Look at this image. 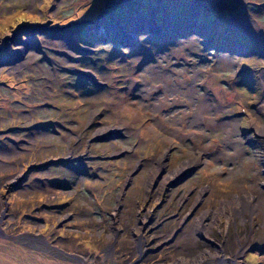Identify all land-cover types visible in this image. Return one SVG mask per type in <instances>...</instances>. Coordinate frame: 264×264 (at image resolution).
Wrapping results in <instances>:
<instances>
[{
    "label": "rangeland",
    "instance_id": "rangeland-1",
    "mask_svg": "<svg viewBox=\"0 0 264 264\" xmlns=\"http://www.w3.org/2000/svg\"><path fill=\"white\" fill-rule=\"evenodd\" d=\"M263 130L264 0H0V264H169L117 231L124 177L167 157L264 196Z\"/></svg>",
    "mask_w": 264,
    "mask_h": 264
},
{
    "label": "flooded vegetation",
    "instance_id": "flooded-vegetation-1",
    "mask_svg": "<svg viewBox=\"0 0 264 264\" xmlns=\"http://www.w3.org/2000/svg\"><path fill=\"white\" fill-rule=\"evenodd\" d=\"M78 73L84 76V73ZM37 124L42 123H34ZM7 127L10 133L24 128ZM93 137L92 134L90 138ZM3 138L7 139V136L0 138V147L5 145L1 144ZM119 139H112L111 143L116 144ZM124 154H120L119 158L124 159ZM96 160L103 161V157ZM159 160L162 157L149 160L150 164L141 158L137 160L130 181L116 196L121 211V220L115 223L119 224L117 231L121 235L126 230L134 233L136 251L142 258L146 260L155 250L170 256L174 248L176 252L168 259L169 264H239L237 262L241 258L240 264H244L248 255H255L258 250L264 249V245L255 243L254 237L247 233L256 225L264 238V196L259 189L253 188L255 182L249 174L244 180L231 176L220 181L216 179L209 185L203 182L202 176H208L207 169L199 175L198 168L186 174L185 161L180 163L184 167L180 164L176 166L180 171L171 177L167 173L176 168L168 169V158L165 157L166 164L161 173L157 174L156 170L155 176L150 179V173L157 166L159 168ZM92 161L85 174L99 178L93 173L96 162ZM161 175L166 180H160ZM126 179L124 177L123 183ZM242 227L244 231L240 232ZM121 252L118 261L125 264L129 255L124 249Z\"/></svg>",
    "mask_w": 264,
    "mask_h": 264
},
{
    "label": "water",
    "instance_id": "water-1",
    "mask_svg": "<svg viewBox=\"0 0 264 264\" xmlns=\"http://www.w3.org/2000/svg\"><path fill=\"white\" fill-rule=\"evenodd\" d=\"M90 81H93L92 77H89V76H86ZM123 135L118 133L116 136H112L111 138L109 139H115V138H118V137H122ZM109 139H100L101 141H105V140H109ZM98 140V138L96 139ZM130 176H132V174L129 175V177L126 179V182H125V187L127 186L128 182L130 181Z\"/></svg>",
    "mask_w": 264,
    "mask_h": 264
},
{
    "label": "bare ground",
    "instance_id": "bare-ground-1",
    "mask_svg": "<svg viewBox=\"0 0 264 264\" xmlns=\"http://www.w3.org/2000/svg\"><path fill=\"white\" fill-rule=\"evenodd\" d=\"M264 131V130H263ZM180 168H176L173 172H168L167 174H169L171 177L174 176L175 174H177L180 170ZM182 169V168H181ZM165 176H162V179H164Z\"/></svg>",
    "mask_w": 264,
    "mask_h": 264
}]
</instances>
